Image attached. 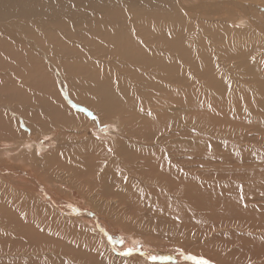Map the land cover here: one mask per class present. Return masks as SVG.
<instances>
[{
    "label": "bare ground",
    "instance_id": "6f19581e",
    "mask_svg": "<svg viewBox=\"0 0 264 264\" xmlns=\"http://www.w3.org/2000/svg\"><path fill=\"white\" fill-rule=\"evenodd\" d=\"M0 142V264H264V0H0Z\"/></svg>",
    "mask_w": 264,
    "mask_h": 264
},
{
    "label": "rangeland",
    "instance_id": "374dc122",
    "mask_svg": "<svg viewBox=\"0 0 264 264\" xmlns=\"http://www.w3.org/2000/svg\"><path fill=\"white\" fill-rule=\"evenodd\" d=\"M108 124H105L103 127L101 126V127H95V133H97V134H99V135H103L104 137H105V135L107 134V128H109V126H107ZM104 130V131H103ZM196 131H198V130H196ZM49 139V138H48ZM48 139L47 138H41V141H42V143H43V145H45V143L47 144V141H48ZM35 139L33 138V141H34ZM45 142V143H44ZM8 146H11V145H9V144H7V143H3V142H0V149L2 148V149H5V148H7ZM4 147V148H3ZM5 164V163H4ZM12 164V163H11ZM3 165V164H2ZM7 165V164H6ZM5 165V166H6ZM14 165V164H13ZM4 166V165H3ZM18 168V167H17ZM19 169H21V168H19ZM29 168H26V170H28ZM49 188V187H48ZM13 190L15 189L14 187L12 188ZM0 202H2L3 200L5 201H3L2 203H7V200L8 199H11V201L13 202V204L14 205H17L18 207L19 206H21L22 205V198L20 197V196H17V195H9V194H6L4 191H2V190H0ZM3 193H5V195L3 194ZM55 195V194H54ZM56 195H57V198H60V199H63L64 201H67V202H71V204L72 205H75V206H78V207H80L81 209H86V210H89V209H87V208H84V206L83 205H81L82 203H79L78 201H76V200H74V199H69V198H67V197H62V196H59V194H57L56 193ZM9 198H8V197ZM12 196H15V197H12ZM2 197V198H1ZM8 198V199H7ZM6 199V200H5ZM68 199V200H67ZM46 200H47V198L46 197H44L43 198V200L42 201H44V202H46ZM72 200V201H71ZM12 202L10 203L11 205H13L12 204ZM17 202V203H16ZM1 203V204H2ZM46 203H48V206L49 207H52L53 206V204H51V203H49L48 202V200H47V202ZM19 204V205H18ZM51 205V206H50ZM54 207V206H53ZM52 207V208H53ZM71 211L69 208L67 209V208H62V210H63V214H66V215H68V216H72L70 213H67V211ZM18 210H21L20 208L18 209ZM61 210V211H62ZM90 211V210H89ZM3 213L2 212H0V221L1 222H3L4 223V225L6 226L8 223V221L10 220V217H12L13 218V216H14V214H10V213H6V215H5V217H4V215H2ZM10 214V215H9ZM40 214H47V213H44L43 211H41L40 212ZM15 216H17V217H19L18 215H15ZM51 218H53V215H52V217ZM87 219H89V220H92L91 218H89V217H86ZM80 219V218H79ZM97 226H98V228L96 229V227L94 228V227H92V229H93V231H95V232H97V233H99L100 234V237H101V241H97V243H102V246L103 247H107V248H109V247H111L112 248V250L114 251V252H117L119 255V257H121V258H123V259H127V260H124L123 262H121V261H119L120 262V264L121 263H123V264H136V262H137V260H135L136 258L138 259V258H141V259H145V260H148V262L147 263H149V264H175V263H186V264H195V261L194 260H192V259H188V260H186L185 259V261H177V260H170V259H172V257H174L175 255H172V254H167V253H169L170 251L169 250H167L166 252H161V251H157V252H153L148 246H146L145 244H144V242L141 240V239H139V240H137V239H135L134 241L132 240V239H130L131 238V235L130 234H126V233H124V232H122L121 233V231L119 230V228H112V227H110L109 229H108V237L107 238H105V235L103 236L102 234H101V230H100V228H101V221H97ZM100 226V227H99ZM10 228H12V226H9ZM91 227V226H90ZM202 227V226H201ZM201 227H199L198 229H199V231L200 232H202L201 231ZM202 234V233H201ZM110 235V236H109ZM119 237H121V238H119ZM111 238V239H110ZM108 240V241H107ZM110 241V242H109ZM132 241H133V243H132ZM131 243V245H129L130 243ZM157 242V241H156ZM165 243V242H167V241H164L163 239H161V240H158V243ZM175 241H173L172 243H174ZM105 244V246H104V244ZM168 243V242H167ZM175 244H177V242H175ZM133 245V246H132ZM194 245V244H193ZM117 246V247H116ZM129 246H131V247H129ZM195 247H199L198 245H195ZM131 248V249H130ZM165 248V247H164ZM164 248H162V249H164ZM189 248V247H188ZM199 248H201V247H199ZM129 250V252L127 251V250ZM169 249V248H168ZM133 251V252H132ZM176 251H178V250H176ZM176 251H174V252H176ZM121 252L123 253V252H125V254H122L121 255ZM197 252H204V254H202V253H197ZM129 253V255H127ZM192 254H194L195 256H198V258L199 257H203V258H205L207 261H209V262H211V264H216L215 262V260L211 257L210 258V256L209 255H207V253L205 252V250H203V249H200V250H193V252L191 253V255ZM162 255V256H161ZM151 257H156L157 259L155 260V261H153L152 259H151ZM163 259H162V258ZM128 258H130L129 260H128ZM132 258H133V260H132ZM147 258V259H146ZM143 259V260H144ZM131 260V261H130ZM23 262H25V260H23V259H16V260H13V259H11L8 263L9 264H22ZM169 262V263H168ZM116 262H113L112 264H115ZM24 264V263H23ZM218 264V263H217Z\"/></svg>",
    "mask_w": 264,
    "mask_h": 264
},
{
    "label": "snow or ice",
    "instance_id": "6c2138e0",
    "mask_svg": "<svg viewBox=\"0 0 264 264\" xmlns=\"http://www.w3.org/2000/svg\"><path fill=\"white\" fill-rule=\"evenodd\" d=\"M181 254L184 255L186 259H192V260H194L195 261V264H211V262L207 261L203 257L196 258V257L192 256L191 254H185L183 252ZM151 259L153 261H155L157 258L156 257H151Z\"/></svg>",
    "mask_w": 264,
    "mask_h": 264
}]
</instances>
